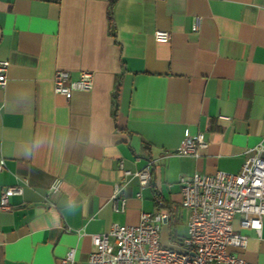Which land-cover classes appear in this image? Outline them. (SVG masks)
<instances>
[{"label": "crops", "instance_id": "crops-1", "mask_svg": "<svg viewBox=\"0 0 264 264\" xmlns=\"http://www.w3.org/2000/svg\"><path fill=\"white\" fill-rule=\"evenodd\" d=\"M0 59V191L23 187L0 210V264H63L71 248L89 264L92 234L143 212H168L173 246L189 216L181 178L238 173L264 136V0H0ZM57 69L92 71L93 89L56 93ZM201 132L198 157L165 156ZM150 160L148 187L124 175ZM124 178L122 212L111 197ZM233 225L249 239L228 251L264 264V223L260 236Z\"/></svg>", "mask_w": 264, "mask_h": 264}, {"label": "built area", "instance_id": "built-area-1", "mask_svg": "<svg viewBox=\"0 0 264 264\" xmlns=\"http://www.w3.org/2000/svg\"><path fill=\"white\" fill-rule=\"evenodd\" d=\"M200 19L195 18L193 30H198ZM157 41L170 40L168 31L157 30ZM10 62L0 59V87L8 83ZM54 91L69 97L75 90L91 91L94 73L81 70L77 78L71 72L55 70L52 77ZM208 146L204 133L183 138L173 153L199 156V150ZM246 158L238 173L217 171L215 174L195 172L181 178V205L189 211L187 232L173 246L161 244V225L167 222V211L143 212L137 225L113 223L109 230L92 234L93 249L89 264H258L245 260L229 247L244 249L249 236L234 230L233 222L239 217L240 226L251 228L260 236L264 223V136L260 142L246 150ZM153 161L132 173L138 177L142 188L152 180ZM126 183H117L111 197L116 211H124L126 198L121 195ZM62 179L54 178L49 191L57 193ZM20 185L0 191V210L11 209L9 197L22 194ZM76 249L71 248L62 259L63 264H75Z\"/></svg>", "mask_w": 264, "mask_h": 264}, {"label": "trees", "instance_id": "trees-1", "mask_svg": "<svg viewBox=\"0 0 264 264\" xmlns=\"http://www.w3.org/2000/svg\"><path fill=\"white\" fill-rule=\"evenodd\" d=\"M169 222H171V219H169ZM171 229H173V223H171ZM172 231V230H171Z\"/></svg>", "mask_w": 264, "mask_h": 264}]
</instances>
